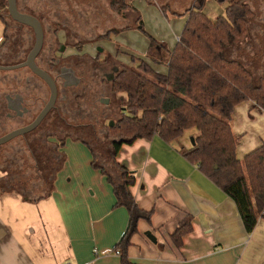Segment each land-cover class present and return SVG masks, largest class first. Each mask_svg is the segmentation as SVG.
I'll list each match as a JSON object with an SVG mask.
<instances>
[{
	"label": "trees",
	"instance_id": "obj_1",
	"mask_svg": "<svg viewBox=\"0 0 264 264\" xmlns=\"http://www.w3.org/2000/svg\"><path fill=\"white\" fill-rule=\"evenodd\" d=\"M131 1L122 6L136 10ZM221 1L229 4L215 19L202 7L182 12L180 15L187 16V22L172 50L147 33L142 22L138 26L150 43L144 57H131L134 63L139 60L138 65L121 67L111 82L112 91L125 94L127 103L122 117L114 125L109 124L110 151L103 153L95 146L91 138L96 136L93 127L68 125L51 111L26 140L18 137L0 145V191L18 192L31 202L50 196L66 161L61 148L67 138L82 141L92 152L93 168L113 185L116 206L126 205L129 209L131 222L115 251L119 250L122 264H134L127 250L137 232V221H150L151 212L137 206L130 191L136 181L135 173L120 164L116 154L122 145L138 138L158 135L171 141L192 129L196 132L194 144L183 151L184 157L235 201L246 230L251 233L258 219L264 217V143L243 160L238 159L231 121L235 106L243 101L252 100L264 108V68L257 74L253 62L244 63L238 56L240 45L250 35L252 8L248 0ZM163 12L170 18L165 9ZM7 15L11 17L8 0H0V17L6 25L0 62L16 56V48L11 47L15 41L7 32ZM119 33L114 30V34ZM161 65H165V71L155 68ZM9 125L11 121L0 126V134ZM76 129L86 132L87 137L81 132L73 134ZM192 227L191 216L179 223L172 234L176 246H182Z\"/></svg>",
	"mask_w": 264,
	"mask_h": 264
},
{
	"label": "crops",
	"instance_id": "obj_2",
	"mask_svg": "<svg viewBox=\"0 0 264 264\" xmlns=\"http://www.w3.org/2000/svg\"><path fill=\"white\" fill-rule=\"evenodd\" d=\"M174 13L177 40L167 46L171 50L187 22V16ZM5 27L0 17V45ZM119 35V41L132 45ZM148 47L139 50L146 55ZM158 67L165 71V65ZM231 126L237 138V158L243 160L264 143V108L252 100L239 103ZM195 136L188 129L171 141L158 135L138 138L117 152V161L135 173L130 191L137 206L151 212L150 221H137L127 250L130 261L264 264V217L247 232L235 201L184 157L183 151L194 144ZM54 141L59 143L57 138ZM61 150L66 161L50 196L31 202L18 192L0 191V264H122L115 246L129 228L128 207L116 206L114 187L93 168V155L86 144L67 138ZM188 216L193 227L178 247L172 234Z\"/></svg>",
	"mask_w": 264,
	"mask_h": 264
},
{
	"label": "rangeland",
	"instance_id": "obj_3",
	"mask_svg": "<svg viewBox=\"0 0 264 264\" xmlns=\"http://www.w3.org/2000/svg\"><path fill=\"white\" fill-rule=\"evenodd\" d=\"M143 1L144 3L142 5L140 0H132L131 3L136 8L134 10L118 5L116 0H18L19 6H25L28 11L36 12L42 20L52 16V12L58 13L59 17H57V20L60 23L58 24L59 30L57 32L58 42L56 49L60 44L65 45L62 54L58 53L61 57V64L73 68L78 75H85L91 87L92 85L96 86L98 84L97 90L91 93V105H87V101L84 102L82 96L78 93L84 83L78 87L72 86L68 88V94L65 98L70 99L71 105L68 106L70 112L76 108H84L85 110L89 108V112H93V109L94 114H98L106 104L100 100H94L100 97L107 98L109 92L113 93L108 90V86L110 88L111 83L103 78L101 71L98 72L95 70V64H105V71L108 72L111 71L113 64L120 65V67L133 66L134 64L138 65L139 60L134 63L131 57H143L145 53H143V50H139V47L144 49V46H148L150 43L148 36L138 29L141 22L147 33L169 47L177 40L175 35L176 26L171 15L173 12L182 13L191 7H202L211 19H215L225 12V8L229 4V2H223L221 0ZM26 2H30V4L24 5ZM247 3L252 8V16L249 19L250 35L240 45L238 56L241 59L243 58L244 63L253 62L251 65L254 66L258 74V71L264 68V0H248ZM66 8L67 10L64 11ZM160 8L165 9L170 14V18H167ZM6 19L9 25L7 31L8 36L15 41L11 47L14 49V47L16 48L21 45L22 48H26L27 45L23 42L17 45L18 38H20L21 34L19 35L17 31L16 22H13L9 15L6 16ZM55 26L53 25V28ZM110 29L120 31V35L111 34L109 32ZM122 30L124 31L122 32ZM71 32L73 33V37L68 36L69 34L71 35ZM118 35L121 39L125 38V40H128L132 45L119 41L117 39ZM110 36L111 38H108ZM15 50L16 56H11L7 60L3 59L0 63L15 64L17 56L20 55L17 51L21 50V48H16ZM109 57L111 61L108 59ZM155 68L161 70L158 66ZM16 73L17 70H0L1 99L3 98L4 100L7 94H12V82L14 80L12 77ZM21 75L24 76V80L29 78L25 71H22ZM34 77L36 82L42 83L37 76ZM3 79L6 80L5 84L1 83ZM58 81V86L61 87L63 85L62 81ZM101 82H104L103 89L107 88L108 93H104L103 89L100 88ZM43 86L45 87L43 88L45 96L48 98L50 94L49 89L44 82ZM61 98L59 95V103L63 101ZM126 100L127 97L125 94L116 93L115 98H112L108 103V107L112 110L111 114L106 117L100 116L99 123L95 115L92 114L79 120L83 121L86 126H92L91 124L94 123L97 124L96 128L98 131L95 133L96 136H91V138L95 146L103 153L111 150L109 144L110 138L108 136L109 124L113 122L114 125L122 117V109L120 110V107L126 105ZM65 117L73 122L70 119V114L66 113ZM12 126L14 127V125ZM12 126H8L6 130L11 129ZM82 131L76 129L75 132L73 131V134L77 135L78 132H81L82 136L86 135L85 137H87V133H83ZM52 139L54 140L55 138Z\"/></svg>",
	"mask_w": 264,
	"mask_h": 264
},
{
	"label": "flooded vegetation",
	"instance_id": "obj_4",
	"mask_svg": "<svg viewBox=\"0 0 264 264\" xmlns=\"http://www.w3.org/2000/svg\"><path fill=\"white\" fill-rule=\"evenodd\" d=\"M126 1L116 0V3L118 5H123ZM28 4H30V2L24 3V5H28ZM18 8L22 12H26V13L36 16L41 21L43 25L45 37H44L43 47L41 51L39 52V54L36 56L35 62L38 66L45 69L47 72H49L54 77V79L56 80L57 86L59 83L58 80L62 81V84H63L61 87L58 86V97L59 95H60V98L63 97L61 98V100L63 101L59 103L58 97H57L55 107L52 108L50 112L51 111L57 112L61 116V118L68 125H71V126H74L76 124H78L79 126L86 125L83 121H79V120H82L83 118H85V116L90 115V114L95 115L98 123L100 121V116H104V117L109 116L112 110L108 107V103L111 101L112 98H115V94H116L115 92L112 91L111 85H110V88L108 86V90L113 92L114 94L109 92L107 98L100 97L94 100V101L100 100L101 102H104L106 104L104 105L103 109L100 110V112H98V114L96 113L94 114L93 109H92L93 112H89L90 110L89 108H87L86 110L84 108H80V109L76 108L74 110H71V112H70V108H68V106L71 105V102L69 101L70 99L65 98L68 94V88L72 86L78 87L80 86V84L84 83L83 86L81 85L82 87L81 89H79L78 93L79 95L82 96V99L84 100V102L87 101V105H91L90 103L92 101V98L90 96H91V93L97 90L98 84L96 86L92 85L91 87V84L87 82V77L85 75L83 76L78 75V73L73 68H69L68 65L61 64V57L60 55H58V53L62 54L65 48V45L60 44L58 48L56 49V45L58 42L57 32L59 30L58 24L60 23V21L57 20V17H59L58 13L52 12L51 13L52 16L47 17V19L42 20L36 12L28 11L26 9L27 7L25 6H19L18 4ZM66 10L67 8L64 11ZM15 22L17 25V31L19 35L21 34L20 38H18L19 40L17 41V45L22 44V42L23 43L26 42L25 44L27 45L26 48H22L21 45H19V47H16V48H21V50L17 51L20 55L17 56V60L15 63V64H19V63L24 62L27 59L29 52L33 48L35 44V32L32 27L22 24L18 21H15ZM53 25H56V26L53 28ZM123 31L124 30H122V32ZM109 32L111 34L114 33V29H110ZM107 35L109 34L107 33ZM68 36L73 37V33L71 32V35L69 34ZM108 38H111V36ZM31 39L33 40L31 41V43H29ZM111 54L109 55L111 56ZM108 59L111 61L110 57ZM0 64H3V63H0ZM5 65H8V64H5ZM94 67L96 71L102 72L103 78L106 79L109 83H111L114 80L115 76L121 69L120 65H117V64H113L111 66L110 72L105 71V64H95ZM14 70H17V73L12 82V86H13L12 94H7L5 99L2 100L3 105L0 106V126H3L5 124L7 125L11 121V125L9 126L14 125V127L12 126V128L9 130L4 129L3 130L4 132H2L0 136L7 134L8 132L14 129L21 128V127H24L30 124L37 117V115L40 113L43 107L46 105L50 97V94H49V97L46 98L45 92L43 89L45 88L43 86V82H44L50 92V88L48 84L41 77L35 74L28 66L19 67ZM22 71H25L27 74V77H29L27 80H24V76L21 75ZM34 76H37L42 81V83L40 84L36 82L35 81L36 79ZM103 83L104 82H101L102 86L100 84L101 89H103V85H104ZM93 87H95L94 90H93ZM103 91L104 93H108L107 88L103 89ZM122 108L123 106L120 107V110ZM121 112L123 113V110H121ZM66 113L71 115L70 119L73 120V122L69 121L65 117ZM91 125H92L91 127L95 129V133H96V131H98L96 128L97 124L94 123ZM38 126L32 131L27 132L24 135L17 136L15 138L24 137L26 140L27 135L33 133L38 128ZM41 133L44 134V132H41Z\"/></svg>",
	"mask_w": 264,
	"mask_h": 264
},
{
	"label": "water",
	"instance_id": "obj_5",
	"mask_svg": "<svg viewBox=\"0 0 264 264\" xmlns=\"http://www.w3.org/2000/svg\"><path fill=\"white\" fill-rule=\"evenodd\" d=\"M8 12L15 21L28 25L34 29L35 44L24 62L8 65L0 64V70H14L19 67L28 66L35 74L41 77L48 84L50 88V97L46 105L30 124L21 128L14 129L3 136H0V145L5 144L17 136L24 135L25 133L35 129L50 112V110L55 107V103L58 97V86L56 80L49 72L38 66L35 62L36 56L39 54L43 47L45 37L41 21L39 20V18L32 14L20 11L18 8V0H8ZM110 125H113V122H110ZM148 236L156 240L150 232H148Z\"/></svg>",
	"mask_w": 264,
	"mask_h": 264
},
{
	"label": "built area",
	"instance_id": "obj_6",
	"mask_svg": "<svg viewBox=\"0 0 264 264\" xmlns=\"http://www.w3.org/2000/svg\"><path fill=\"white\" fill-rule=\"evenodd\" d=\"M115 252H116V254H120L119 250H116Z\"/></svg>",
	"mask_w": 264,
	"mask_h": 264
}]
</instances>
